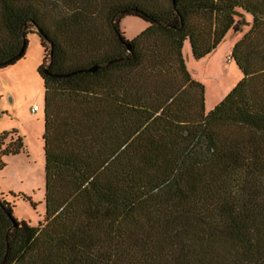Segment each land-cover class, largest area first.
<instances>
[{"label":"trees","instance_id":"trees-1","mask_svg":"<svg viewBox=\"0 0 264 264\" xmlns=\"http://www.w3.org/2000/svg\"><path fill=\"white\" fill-rule=\"evenodd\" d=\"M104 1L0 0V68L29 32L43 48L45 158L43 224L0 196V264H264V0ZM237 8L242 76L206 112L183 45L210 54ZM131 14L147 25L128 38Z\"/></svg>","mask_w":264,"mask_h":264},{"label":"rangeland","instance_id":"rangeland-1","mask_svg":"<svg viewBox=\"0 0 264 264\" xmlns=\"http://www.w3.org/2000/svg\"><path fill=\"white\" fill-rule=\"evenodd\" d=\"M118 1L120 0L104 2L109 4ZM237 10L240 15H235V18L243 17L245 20L242 28L239 31L229 30L207 56L196 59L191 55L189 41H185L183 45V55L189 72L204 85L206 112L221 101L242 76L241 70L231 57V49L249 30L252 15L241 8ZM119 25L125 36L132 38L145 28L147 21L131 14L122 17ZM27 40L24 55L0 68V133L16 130L13 136L20 135L25 147L21 152L3 156L6 164L0 170V196L14 204L13 213L18 219L37 225L40 221L44 223L45 213L44 87L42 77L37 71L42 62L43 48L36 32H29ZM46 46L44 66L50 58L48 42ZM185 50H188V56ZM77 62H86L85 57L79 56ZM32 104H38L35 112L30 110ZM62 127V123L58 122L55 127L58 135L62 134ZM9 136L5 138V142L9 140ZM21 193L28 195L30 200L24 199Z\"/></svg>","mask_w":264,"mask_h":264},{"label":"built area","instance_id":"built-area-1","mask_svg":"<svg viewBox=\"0 0 264 264\" xmlns=\"http://www.w3.org/2000/svg\"><path fill=\"white\" fill-rule=\"evenodd\" d=\"M230 58V57H229ZM38 109V104H32V106L30 107V110L32 112H35Z\"/></svg>","mask_w":264,"mask_h":264},{"label":"water","instance_id":"water-1","mask_svg":"<svg viewBox=\"0 0 264 264\" xmlns=\"http://www.w3.org/2000/svg\"><path fill=\"white\" fill-rule=\"evenodd\" d=\"M173 5H175L174 0H173ZM22 50H23V48H22ZM94 68H95L94 66H90V67L86 68V70H93ZM44 70L46 71L47 69L45 68Z\"/></svg>","mask_w":264,"mask_h":264},{"label":"crops","instance_id":"crops-1","mask_svg":"<svg viewBox=\"0 0 264 264\" xmlns=\"http://www.w3.org/2000/svg\"><path fill=\"white\" fill-rule=\"evenodd\" d=\"M185 52H186V54H187V56H188V50H185ZM192 55V54H191ZM207 56V55H206ZM187 65V64H186ZM32 106V105H31Z\"/></svg>","mask_w":264,"mask_h":264}]
</instances>
